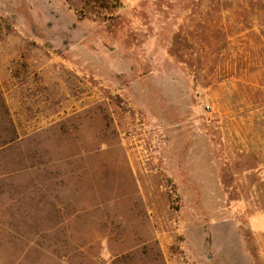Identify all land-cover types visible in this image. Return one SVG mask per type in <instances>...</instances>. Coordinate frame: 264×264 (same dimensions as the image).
<instances>
[{
    "label": "rangeland",
    "instance_id": "obj_1",
    "mask_svg": "<svg viewBox=\"0 0 264 264\" xmlns=\"http://www.w3.org/2000/svg\"><path fill=\"white\" fill-rule=\"evenodd\" d=\"M0 264H264V0H0Z\"/></svg>",
    "mask_w": 264,
    "mask_h": 264
}]
</instances>
